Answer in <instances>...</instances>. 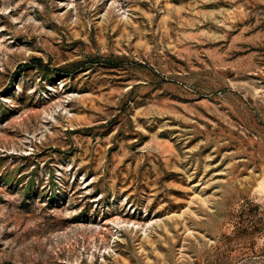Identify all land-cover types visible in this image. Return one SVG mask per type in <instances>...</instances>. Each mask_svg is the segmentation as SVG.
Listing matches in <instances>:
<instances>
[{"label": "rangeland", "instance_id": "374dc122", "mask_svg": "<svg viewBox=\"0 0 264 264\" xmlns=\"http://www.w3.org/2000/svg\"><path fill=\"white\" fill-rule=\"evenodd\" d=\"M263 180L264 0H0V264H264Z\"/></svg>", "mask_w": 264, "mask_h": 264}, {"label": "bare ground", "instance_id": "6f19581e", "mask_svg": "<svg viewBox=\"0 0 264 264\" xmlns=\"http://www.w3.org/2000/svg\"><path fill=\"white\" fill-rule=\"evenodd\" d=\"M83 182H85V180H84ZM262 182H263V184H264V180H263ZM85 185H86V187H87V184H85ZM119 220H120V219H119ZM123 223H125V222H123ZM116 224H117V226H119L120 222L117 221ZM134 224H135V223H134ZM122 225H124V224H122ZM122 225H121V226H122ZM132 225H133V224H132ZM121 226H120V227H121ZM133 227H134V225H133ZM135 227H136V226H135ZM123 228L126 229V230L129 229L128 226H127V227L123 226ZM130 228H131V227H130ZM122 230H123V229H122ZM132 230H133V229H132ZM115 234H116V233H115ZM144 234H145V233H144ZM108 249H109V248H108ZM91 255H92V254H91ZM92 256H93V255H92ZM92 256H91V258H92Z\"/></svg>", "mask_w": 264, "mask_h": 264}]
</instances>
